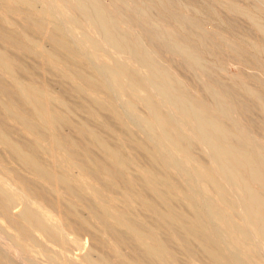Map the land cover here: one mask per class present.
<instances>
[{"label":"bare ground","instance_id":"1","mask_svg":"<svg viewBox=\"0 0 264 264\" xmlns=\"http://www.w3.org/2000/svg\"><path fill=\"white\" fill-rule=\"evenodd\" d=\"M0 264H264V0H0Z\"/></svg>","mask_w":264,"mask_h":264},{"label":"rangeland","instance_id":"2","mask_svg":"<svg viewBox=\"0 0 264 264\" xmlns=\"http://www.w3.org/2000/svg\"><path fill=\"white\" fill-rule=\"evenodd\" d=\"M205 27H206V28H209V27H207V25H205ZM230 72H234V69H233V68H230ZM81 239H82V238H81ZM82 240H83L84 243H83V242H81V243L84 245L85 249H87V247L89 246V241H88V239H87L86 237H85V238L83 237ZM85 241H86V242H85ZM87 242H88V244H86Z\"/></svg>","mask_w":264,"mask_h":264}]
</instances>
